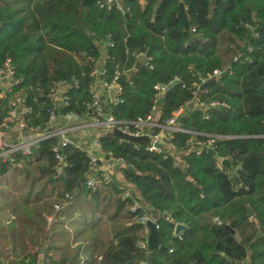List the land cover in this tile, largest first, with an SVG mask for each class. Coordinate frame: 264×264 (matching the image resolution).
<instances>
[{
    "label": "trees",
    "instance_id": "obj_1",
    "mask_svg": "<svg viewBox=\"0 0 264 264\" xmlns=\"http://www.w3.org/2000/svg\"><path fill=\"white\" fill-rule=\"evenodd\" d=\"M100 1L0 0V70L9 61L17 82L0 99V123L16 98L28 110L26 131H46L50 113L89 119L90 88L118 71L126 80L117 102L101 100L103 114L118 128L149 117L164 126L180 112L184 132L169 144L184 167L147 152V138L121 142L117 128L101 134L104 158L124 164L118 172L140 204L133 214L116 182L85 187L88 160L75 148L62 149L65 175L57 177L60 139L41 142L0 166V196L12 197L15 218L8 228L0 219V264H264V0H123L126 14L100 10ZM214 71L222 74L201 89ZM60 82L66 100L54 98ZM157 85L167 86L161 103ZM191 138L214 139L215 156L193 150ZM218 160L230 169L219 170ZM144 213L158 227L153 250L137 248L147 240L137 222ZM178 224L186 230L175 235ZM10 239L18 261L3 256Z\"/></svg>",
    "mask_w": 264,
    "mask_h": 264
},
{
    "label": "built area",
    "instance_id": "obj_2",
    "mask_svg": "<svg viewBox=\"0 0 264 264\" xmlns=\"http://www.w3.org/2000/svg\"><path fill=\"white\" fill-rule=\"evenodd\" d=\"M147 0H140V5H144ZM123 0H102L97 3V7L100 10H105L109 12L111 10H116L123 14L127 13V10L124 9ZM248 29L252 32L251 28ZM136 58L144 60L146 63L148 59L142 54L138 53L135 55ZM235 61V60H234ZM102 72V70H100ZM222 73L219 71H214L211 75H208L206 79L200 80V85L203 86L204 83L213 77H218ZM124 74L119 73L118 71L114 72L113 80L109 83L102 82L101 86L104 90H110L115 88L116 95L119 94L120 86L116 84L118 78ZM14 75V69L9 63L6 61L0 70V99L4 98L7 94L11 93V86L16 82ZM174 80L173 82H176ZM200 85H194L195 87H200ZM167 86H155V100L158 101L162 94L166 91ZM65 83L60 82L57 84V90L54 93V98H56L57 92H61L60 99L66 100L65 96H62L65 92ZM90 95H91V102L87 105L90 111L89 117V124L90 126L98 127L102 130L103 133H108L111 130L117 128V122L113 119L112 116L104 115L103 114V107L101 101V94L95 90L94 87L90 88ZM58 100V99H57ZM113 102H117L116 98H114ZM66 104V103H65ZM155 107L152 108V113H154ZM22 112L26 113L28 110H21V100L19 98L14 99L10 102L9 111L6 118H4L0 123V166L1 165H8L14 166L16 158L27 157L30 153L38 149V146L41 142L50 140L51 138L58 137L59 144L56 148L53 149L55 160L57 161V165L54 168V173L57 177H61L65 175L66 169V162L64 161V156L62 155V149L67 147H72L80 151L81 153L85 154L88 160V168L86 171V180H85V187L94 192L98 188L102 186L112 185L115 182L117 183V191L121 194V199L125 200L130 203L129 211L131 213H136L137 210L140 208V204L138 201L132 197L131 191L125 183H118L115 177V170H118L119 167L124 166L121 160H111L112 165L108 168L103 167L101 165V160L104 156L100 159L98 158L95 153L93 152L94 149H99V142L98 140L93 141L90 147H82L70 138V133L73 131L72 127L64 126L59 127L57 126L56 122L57 119H60L64 122H73L81 120L75 114H67L62 118H57L56 113H50L49 120H48V129L43 132H36L34 130L26 131L25 123L22 117ZM180 112H176L173 116L168 119L164 126H159L156 123L151 122V117L147 118L145 122L136 120L131 122L128 125H123L118 127L117 130L121 135L120 141H127L129 139H140L144 137V130L148 129L151 132L150 140L146 145L145 150L149 153L155 154H164L169 155L175 158L174 167H184V165L177 160L179 153L176 154L166 152L162 145L160 144L157 134L152 135V129H159L166 130L169 133L167 144H169V140L171 139L173 134L182 133L184 132L178 125H176V119L178 118ZM189 145L193 150L197 152L205 151L207 153L208 150H215V140L209 138L205 141H199L196 138H191L188 141ZM108 159V157H106ZM223 160L217 161V168L221 170L224 166L222 165ZM58 209V208H55ZM138 224L142 225L145 228L147 233V240L145 242L141 241L137 243V248L140 250L146 251L148 249V237H149V230L147 228V223L155 224L156 230L158 229L155 220L147 213H144L140 218L137 219ZM218 224L217 222H215ZM145 264V263H141Z\"/></svg>",
    "mask_w": 264,
    "mask_h": 264
},
{
    "label": "crops",
    "instance_id": "obj_3",
    "mask_svg": "<svg viewBox=\"0 0 264 264\" xmlns=\"http://www.w3.org/2000/svg\"><path fill=\"white\" fill-rule=\"evenodd\" d=\"M97 92L99 94H101V100L103 102H106V101H111L112 102V100H114L115 95H116L115 94L116 93L115 88H112V89H110L108 91L107 90L104 91L101 86H98ZM60 94H61L60 91L57 92L56 99H58V100L60 99ZM56 124L59 127H64V126L72 127L73 131L69 135L71 140H73L74 142H76L77 144H79L80 146L85 147V148L86 147L87 148L90 147L92 142L98 140L99 136L101 134H103V132H102V130L100 128L94 127V126H90L88 119H81V120H79V122L78 121H73V122H69V123L64 122V121H62L60 119H57ZM150 135H151V132L148 129H145L143 138H147V139L150 140V138H149ZM168 136H169V133L166 130H162V131L160 130L157 133L158 140H159L160 144L162 145L163 149L166 152H170V153L176 154L174 149L167 144ZM93 152L95 153V155L98 158L101 159L103 157V154L100 152L99 149H94L93 148ZM101 165L103 167L108 168V167H110L112 165V161L107 159L106 157L102 158ZM114 172H115L116 181L118 183H123L122 177L119 174L118 170H115ZM47 221L50 222L51 218L48 217ZM43 252H44V250H43ZM43 252H41V255L43 254Z\"/></svg>",
    "mask_w": 264,
    "mask_h": 264
},
{
    "label": "water",
    "instance_id": "obj_4",
    "mask_svg": "<svg viewBox=\"0 0 264 264\" xmlns=\"http://www.w3.org/2000/svg\"><path fill=\"white\" fill-rule=\"evenodd\" d=\"M178 18L181 20L183 26H184V29L185 30H188V21H187V18H186V14H185V10L183 8V5L181 3L178 4ZM91 39V38H90ZM246 49V44H244L242 50H241V53ZM126 80V76L125 75H121L116 84L118 86H120L124 81ZM173 84L175 85L176 82H173ZM204 86H201V89H203ZM158 103H161V99H159ZM178 122H179V118L176 119V125H178ZM121 137V135H120ZM207 154L211 157H214L215 156V153L214 151L212 150H208L207 151ZM222 165L227 168V169H230V164L227 160H223L222 161ZM131 171V170H129ZM247 213H248V216L251 217L252 214L250 212L249 209H247ZM147 228L149 230V237H148V250H153L155 248H157V230H156V227H155V224H152V223H147ZM225 229L227 231H229L231 234H233V231L229 228V227H225ZM186 230V228L183 226V225H176L175 228H174V234L175 235H178L179 233L181 232H184Z\"/></svg>",
    "mask_w": 264,
    "mask_h": 264
},
{
    "label": "rangeland",
    "instance_id": "obj_5",
    "mask_svg": "<svg viewBox=\"0 0 264 264\" xmlns=\"http://www.w3.org/2000/svg\"><path fill=\"white\" fill-rule=\"evenodd\" d=\"M18 178V177H17ZM17 180V185L20 182L21 178L16 179ZM12 197H7L5 196H0V219L1 222L6 228L9 226L15 225L14 223V216L11 214V208H10V203L12 201ZM16 204H18V201H16ZM70 233H72V230L68 229ZM14 243V244H13ZM44 248L43 247H36L33 249V251H38L39 254L41 255V252H43ZM3 256L7 259L6 261L10 262L12 260L18 261L22 254H21V249L20 245L12 241L11 239L6 243L5 249H3ZM84 258V257H83Z\"/></svg>",
    "mask_w": 264,
    "mask_h": 264
}]
</instances>
